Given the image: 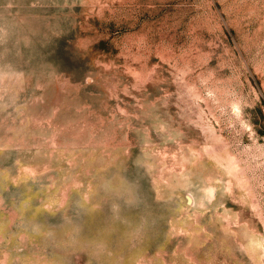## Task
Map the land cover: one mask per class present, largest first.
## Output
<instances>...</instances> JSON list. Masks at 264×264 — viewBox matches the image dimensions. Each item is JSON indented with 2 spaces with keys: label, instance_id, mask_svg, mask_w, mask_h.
I'll use <instances>...</instances> for the list:
<instances>
[{
  "label": "rangeland",
  "instance_id": "rangeland-1",
  "mask_svg": "<svg viewBox=\"0 0 264 264\" xmlns=\"http://www.w3.org/2000/svg\"><path fill=\"white\" fill-rule=\"evenodd\" d=\"M0 264H264V0H0Z\"/></svg>",
  "mask_w": 264,
  "mask_h": 264
}]
</instances>
